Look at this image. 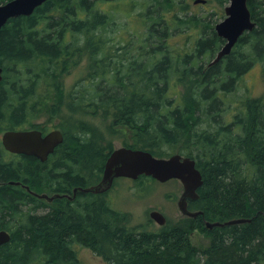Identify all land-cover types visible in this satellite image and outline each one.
Wrapping results in <instances>:
<instances>
[{"label": "trees", "instance_id": "1", "mask_svg": "<svg viewBox=\"0 0 264 264\" xmlns=\"http://www.w3.org/2000/svg\"><path fill=\"white\" fill-rule=\"evenodd\" d=\"M119 1L46 0L0 29V230L11 236L0 264H80L81 246L108 264H264V93L242 95L226 118L244 74L260 63L264 76V0H248L254 28L213 64L225 39L187 13L188 0H125L127 19L139 10L134 26L106 7ZM176 36L185 38L171 44ZM82 61L86 71L67 85ZM96 115L109 119L110 138L87 119ZM33 128L63 133L46 160L5 149L4 131ZM120 131L128 147L195 159L197 217L137 228L100 194L52 202L34 194L97 184ZM235 218L248 220L206 226ZM195 230L205 248L193 243Z\"/></svg>", "mask_w": 264, "mask_h": 264}, {"label": "water", "instance_id": "2", "mask_svg": "<svg viewBox=\"0 0 264 264\" xmlns=\"http://www.w3.org/2000/svg\"><path fill=\"white\" fill-rule=\"evenodd\" d=\"M45 1L7 0L0 3V29L12 17L32 14L36 7L42 5ZM194 2H206V0H195ZM255 24L251 17L248 0H230L225 7V17L215 25L217 34L225 39V43L210 64L229 54L239 37L245 31L252 30ZM2 78L3 68L0 66V81ZM1 140L5 149L12 153L34 155L44 161L63 142L64 136L59 128L52 129L45 134L35 128L10 129L1 134ZM140 175L152 176L159 181H166L171 178L179 179L184 189L178 202L182 213L196 217L202 212L191 211L187 206L188 197L195 198L199 195L198 188L203 183L202 173L196 166L195 159L180 154H174L170 157H157L148 150L119 147L106 160L101 180L89 187L74 188V194L78 190L99 193L110 188L116 177L138 178ZM11 183L19 184L20 182L11 181ZM27 189H29L28 186ZM35 194L50 201L62 196L60 194L51 196L46 193ZM151 217L159 224L166 221V217L158 210H153ZM247 220L245 218H235L225 222H207L206 226L212 228L215 225L234 224ZM10 237L8 231L0 230V245L8 242Z\"/></svg>", "mask_w": 264, "mask_h": 264}, {"label": "rangeland", "instance_id": "3", "mask_svg": "<svg viewBox=\"0 0 264 264\" xmlns=\"http://www.w3.org/2000/svg\"><path fill=\"white\" fill-rule=\"evenodd\" d=\"M136 3L146 1V0H133ZM195 0H188V12L189 14H195L197 16H205L207 20H210L211 23L215 26L216 23L221 21L225 17V7L229 4L230 0H206V2H194ZM127 4L125 0H120L118 3L115 4H108L106 7L108 9H111V11L119 10L117 11V16L119 21L123 20H129V25L134 26L137 25L135 21H137V15L139 10H131L128 14V19L125 17L124 14L121 12L124 11ZM121 11V12H120ZM128 25V27H129ZM132 28V27H130ZM117 32H113L110 34H116ZM198 30H190V40L193 41L195 38H197L200 34ZM184 36H176L170 40V43H178L182 42L184 40ZM86 69V61H82L81 66L74 69L70 75L66 77V84L72 85L76 80L79 79V77L84 73ZM247 92H250L253 95H260L264 93V76L262 73V65L255 64L250 70H248L242 79L238 82V87L235 91V93L232 95V101L229 104L230 110L226 114V118L231 117V113L233 111L237 110V102H235L237 99H239L242 95H245ZM228 105V106H229ZM87 119L95 125V129L98 131H102L110 138L111 136L108 135L107 129L105 127V119L101 116H91L87 117ZM41 121H44V119H41ZM40 122V120L38 121ZM58 119L55 118V121L52 123L57 124ZM123 136V132L118 133L119 139H113L112 143L116 144L117 146L121 145L122 143L125 145L124 142H120L121 138ZM131 137V136H130ZM183 144L180 143L177 148L181 147ZM189 146V143H188ZM167 149H170L169 146H166ZM166 149V150H167ZM167 151H173L178 152L177 150H167ZM144 177V180H141L140 178V187L144 189L142 195H130L129 197L121 196L119 198V203H117L118 206H115L117 210H121L125 212L126 215H128V223L130 225H133L137 228H149L152 230H158L160 227L157 224L158 222L151 217V212L155 209L161 210L165 213L168 219V224L171 225H187L188 224V218L186 217L179 205H178V198L181 195V192L183 191V184L182 182L177 178H171L166 181H159L158 179L147 176ZM152 178V180L145 179V178ZM123 181V180H122ZM139 181V180H138ZM124 182H127L125 180ZM137 183V181H136ZM126 184L123 185L125 187ZM139 186V185H138ZM119 197V196H118ZM117 197V198H118ZM52 202V201H51ZM152 210V211H151ZM192 241L195 245H197L199 248H205L208 244V237L206 234L199 230H195V232L192 234ZM79 249V259L80 264H108V262L104 259L103 256L99 255L98 252H96L94 249H92L90 246H81Z\"/></svg>", "mask_w": 264, "mask_h": 264}, {"label": "flooded vegetation", "instance_id": "4", "mask_svg": "<svg viewBox=\"0 0 264 264\" xmlns=\"http://www.w3.org/2000/svg\"><path fill=\"white\" fill-rule=\"evenodd\" d=\"M120 142L122 143L123 141L120 140ZM119 147H126V145H124L123 143L121 145H119V146L114 144L113 151L115 149L119 148ZM125 180H127V182H124ZM136 181H137V183H136ZM124 184H126L125 187H123ZM80 191H82V190H80ZM143 191H144L143 187L142 188L140 187V178L139 177L138 178H130V177L122 176V177L115 178L114 181H113V184H112V186L110 188H108L105 191L96 193V194H100L101 199L104 201L105 204L115 207V206H118L117 203L120 202L119 198L121 196L129 197L130 195H132V196L133 195H140V194L142 195ZM82 192L86 193L85 191H82ZM182 193H183V191L181 192V195H182ZM34 194H35V192H34ZM38 194H40V193H38ZM60 195H62L63 197L65 196L69 200H74L75 197L77 196V192L74 194V191H73L72 194H60ZM181 195L178 198V202H179V199H180ZM62 196H59V197H62ZM37 197H39V196H37ZM198 197H199V195L197 197H195V198H190V197L187 198V203H188L187 206H188L189 210H191V211H199V209H193V205H194L193 203H194V201H196L198 199ZM48 201L51 202L50 200H48ZM178 205H179V203H178ZM155 210H157V209H155ZM158 211H160L166 217V221L163 224H158V223L157 224L159 225V227L165 226L166 224H168L167 216L165 215V213L163 211H161V210H158ZM187 217H189V216H187ZM190 218H195V217H191L190 216ZM143 228H146V227H143Z\"/></svg>", "mask_w": 264, "mask_h": 264}, {"label": "bare ground", "instance_id": "5", "mask_svg": "<svg viewBox=\"0 0 264 264\" xmlns=\"http://www.w3.org/2000/svg\"><path fill=\"white\" fill-rule=\"evenodd\" d=\"M200 211V210H199ZM199 215V214H198ZM187 216V215H186Z\"/></svg>", "mask_w": 264, "mask_h": 264}]
</instances>
